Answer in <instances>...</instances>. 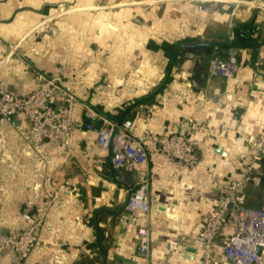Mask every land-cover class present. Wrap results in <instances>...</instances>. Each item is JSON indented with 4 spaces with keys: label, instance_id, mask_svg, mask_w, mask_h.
<instances>
[{
    "label": "crops",
    "instance_id": "1",
    "mask_svg": "<svg viewBox=\"0 0 264 264\" xmlns=\"http://www.w3.org/2000/svg\"><path fill=\"white\" fill-rule=\"evenodd\" d=\"M205 1L0 0V81L7 90L29 94L40 70L62 77L77 98L69 148L48 138L35 149L24 115L0 116V232L18 234L36 210L45 211L39 241L22 264H201L197 235L228 182L242 178L251 154L245 138L264 145V0H216L215 10L199 11ZM215 48L236 51L233 78L209 76ZM51 102L59 105L57 93ZM84 104L119 122L130 119L136 135L166 137L190 118L206 130L189 138L198 164L151 152L131 172L114 169L85 127ZM142 173L150 207L136 215L124 203ZM263 199L260 159L244 202L258 208ZM234 226L230 213L213 264H233L223 246ZM15 259L7 251L0 264Z\"/></svg>",
    "mask_w": 264,
    "mask_h": 264
},
{
    "label": "built area",
    "instance_id": "2",
    "mask_svg": "<svg viewBox=\"0 0 264 264\" xmlns=\"http://www.w3.org/2000/svg\"><path fill=\"white\" fill-rule=\"evenodd\" d=\"M246 4L263 3L260 0H241ZM217 8L216 0H206L197 5L199 11H213ZM238 71L236 51L229 50L222 55L215 48L207 63L209 76L233 78ZM36 88L27 95L11 93L0 81V116L6 120L24 115L28 121V139L37 149L48 138H54L69 148L70 136L76 123L73 108L76 95L62 85V77L49 75L44 71L34 70ZM58 94L59 105L51 102ZM85 127L95 132L97 146L110 154L111 164L116 170L131 172L146 162L151 152H158L164 157L176 160L188 167H195L199 161V149L189 141L196 131H206L204 126H197L190 118H180L176 122V131L169 136L136 135L132 130V121L122 122L106 117L90 105L84 104ZM237 113L235 114L236 117ZM94 122H99L97 125ZM245 143L251 151L241 179L229 181L223 189L216 207L207 215L198 233L201 248V264H213V245L218 234L231 213L235 226L223 246L226 259L233 264H264V199L260 207L245 205L244 185L251 176L254 165L262 161L264 175V145L256 138L246 137ZM123 180V179H122ZM122 183L119 181V184ZM149 179L145 173L138 175L137 184L129 190L124 203L125 210L136 215L149 211ZM44 210L32 214L29 226L18 234L0 232V257L4 252L12 251L16 259L7 264H22L34 243L39 241L36 231L44 219ZM141 237L147 238V230H138ZM147 243L139 246L145 252Z\"/></svg>",
    "mask_w": 264,
    "mask_h": 264
},
{
    "label": "trees",
    "instance_id": "3",
    "mask_svg": "<svg viewBox=\"0 0 264 264\" xmlns=\"http://www.w3.org/2000/svg\"><path fill=\"white\" fill-rule=\"evenodd\" d=\"M236 34L239 36V35H243L244 34V29H240V28H236ZM247 31V30H246ZM240 37V36H239ZM218 48V47H217ZM211 49V48H210ZM218 49H220V48H218ZM212 50V49H211ZM222 55H225V53H221Z\"/></svg>",
    "mask_w": 264,
    "mask_h": 264
},
{
    "label": "water",
    "instance_id": "4",
    "mask_svg": "<svg viewBox=\"0 0 264 264\" xmlns=\"http://www.w3.org/2000/svg\"><path fill=\"white\" fill-rule=\"evenodd\" d=\"M188 250L190 251V248Z\"/></svg>",
    "mask_w": 264,
    "mask_h": 264
}]
</instances>
